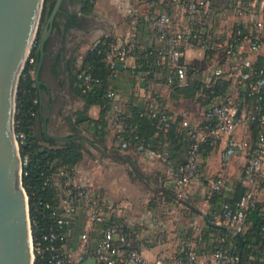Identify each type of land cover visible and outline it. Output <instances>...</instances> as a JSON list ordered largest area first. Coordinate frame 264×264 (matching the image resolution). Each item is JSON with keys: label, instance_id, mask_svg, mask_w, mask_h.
<instances>
[{"label": "built area", "instance_id": "1", "mask_svg": "<svg viewBox=\"0 0 264 264\" xmlns=\"http://www.w3.org/2000/svg\"><path fill=\"white\" fill-rule=\"evenodd\" d=\"M89 1L91 4L95 2ZM216 7L220 8L217 10ZM181 8L179 20L166 12L155 14L150 19L155 37L162 43L160 48L138 49L136 22L133 20L129 38L112 40L100 53L114 70L116 64L125 65L130 57L135 60L134 68L140 67L139 62L154 54V65L164 67L166 82L170 85L177 79L182 86L189 82L190 75L200 76V69L188 65L184 60L185 52L196 47L212 57L206 74L208 84L217 79L235 81L238 91L235 100L219 98L203 109L200 122L191 124L186 118L182 120V127L188 128L190 143L185 153V162L178 168L175 181L180 189L187 186L200 171V145L207 138L211 139L210 145H214L217 138L226 136L222 160L227 162L240 155L246 157L242 177L245 191L233 204L222 203L213 221L237 235L245 228L247 210L255 207L259 186L264 180V130L255 141L236 135L238 122L251 123L258 120L264 125L260 104L264 97V74L253 66L256 57L264 55V0H183ZM221 16L231 18L226 33L219 28ZM99 42L90 44L88 50L94 51ZM28 61L33 63L34 59L29 56ZM188 70H192V74ZM149 73L145 72L146 75ZM78 78L83 91L90 90L95 83L93 77L85 71L79 73ZM246 94H254L257 102L247 114L243 106ZM106 97L111 101L108 124L121 131L122 109L117 105L112 85L108 86ZM151 115H158L164 132L175 118L173 113L157 107H153ZM204 123L208 125L204 126ZM16 137L19 140L22 135ZM120 147L127 149L128 143L121 140ZM137 149L143 151V146L138 145ZM26 162V159L21 161L22 168ZM51 176L46 184L52 186L54 179H58L59 189L54 203L46 204L52 221L36 243L33 241L31 227L33 264H83L89 258H94L96 264H160L159 260L150 262L145 259L134 235L123 224L109 218L108 211L120 208L121 203L109 205L105 198L95 192L88 179L77 178L74 167L60 166ZM225 186L223 178L216 177L207 190L206 198H211ZM80 212L84 213L86 222L80 234L78 253L72 254L66 250V243L72 232L73 220ZM97 227L101 228V236L91 252L87 249V242ZM183 253L184 264H239V257L222 245L213 246L210 251L202 254L188 247L183 249Z\"/></svg>", "mask_w": 264, "mask_h": 264}, {"label": "crops", "instance_id": "2", "mask_svg": "<svg viewBox=\"0 0 264 264\" xmlns=\"http://www.w3.org/2000/svg\"><path fill=\"white\" fill-rule=\"evenodd\" d=\"M182 1L95 0L89 10H84L81 3L68 2V6L72 4L70 6L73 8L70 9L69 6L68 10L75 16V21L69 24L68 14H61L55 19L57 28L52 30L51 39H48L45 46V57L39 75L41 83L40 89H38L39 112L33 132L44 145L48 144L44 141L50 139L58 142L66 141L54 137L86 141L88 144L85 145L84 142V147L87 150L82 160L87 157L88 161H107L103 159L104 155V157H109L108 159L114 161H123L115 156L125 157L134 163L135 168L132 169L141 178L142 174L137 170V164L144 166V168L150 171L158 170L160 173H150L149 176L155 181L160 182L164 180V185L170 191L180 194L192 205L195 206V201L201 203L203 208L199 209L197 206L195 207L201 210L205 216L207 214L212 215L213 219L220 204L225 200L233 198L232 193L236 184H243V171L247 162L246 157L243 155L235 156L227 162L222 160L221 153L226 144V136L216 139L213 149L206 157L201 158L200 156L199 174L187 186L180 189L177 187L175 176L180 166L179 161L185 157L187 148L177 151L173 150L172 147L165 146L161 154L152 150L122 149L120 147V131L111 128L109 124L107 129H105V136L103 139H99L93 134V124L90 125L87 122H83V124L77 125L75 123L77 114L83 110L85 105V101L73 89V73L70 61L75 51H77L75 56L77 65L79 66L90 44L101 41L106 37H112L117 40L129 38L133 20L136 22L135 37L138 49L160 48L162 43L155 37L150 19L155 14L166 12L175 20H179L182 13ZM74 3H77V8H74ZM216 4L219 5V3ZM112 7L119 14L118 17H113L109 14V9ZM219 8L216 7L217 10ZM229 20L231 18H226L225 16L219 19L221 32H228L229 25L227 23H229ZM82 41L85 43H81ZM79 44L82 47L77 49L78 46L80 47ZM84 45L85 47H83ZM184 60L188 65L200 69V76L190 75L189 83L198 80L204 84H208L206 82V74L207 69H209L212 63V57L195 47L189 48L185 52ZM134 61V58L130 57L123 69H116L114 71V76L111 79V85L117 96L119 108L128 110L130 106L142 107L149 105L150 107L171 111L174 115H182L191 124L202 120L203 112L198 114L195 112L196 109L191 105V99L183 98L182 96L175 97L172 94L170 85L164 79V67H160L158 72H155L151 78L144 80L141 74L133 72ZM237 94L238 91L234 81L231 82L227 93L221 99L235 100L238 96ZM244 110L250 112L251 107H246ZM85 115L94 120L98 119L100 107L96 104L90 105L86 109ZM240 125L246 127L241 135L243 138L248 140H252L253 137L255 138L256 131L251 123L238 122L236 133ZM74 136H82L83 138H71ZM116 150L118 152H114ZM95 151L100 156H95V154H98ZM101 156L102 159L100 158ZM82 160L71 167H74L78 179H88L93 186L91 170L84 172L80 165ZM216 177H222L226 186L218 195L213 194L214 197L207 199V190ZM261 184L259 186L258 199L264 201V182ZM52 189L54 196H57L56 193L59 189L58 179H54ZM156 190L157 194L161 197H158V200L154 201V204L149 203L150 199L148 196L139 198L131 195L132 193L130 195L125 193L119 196V198H124V200L119 201H112L106 195H102V193L98 194L100 197L105 198L109 205L122 204L120 208L108 211L109 218L123 224L134 235L138 247L142 251L144 258L148 261L154 262L159 260L160 264H184L183 249L193 247L201 254L210 251L214 234L205 235V221L202 215H199L185 205L184 207H175L168 202V206H162L159 200L161 198V202H167L168 200L165 199L163 194H168L160 191L159 188H156ZM175 210L183 213L189 211L191 212L189 214L192 215L186 217L184 213L182 217H177L174 215ZM193 214L201 217L203 223L200 226L194 223L195 218ZM85 222L86 217L82 212L73 220L72 232L66 243V250L72 254L78 253L80 234L84 229ZM100 236V227L95 228L91 232L87 242V249L89 251H93ZM200 259H202L201 256Z\"/></svg>", "mask_w": 264, "mask_h": 264}, {"label": "trees", "instance_id": "3", "mask_svg": "<svg viewBox=\"0 0 264 264\" xmlns=\"http://www.w3.org/2000/svg\"><path fill=\"white\" fill-rule=\"evenodd\" d=\"M72 1L81 3L84 10H89L92 5L89 0ZM53 3L54 0H44L42 13L44 16L48 17ZM74 21V15L69 17V24ZM54 27L57 28V25L54 24ZM39 32L40 35L37 34L38 41L30 52V57L34 59V63L28 64L26 69L23 70L19 82L14 123L16 135H22V138L18 140L21 159H26L27 161L22 168V186L28 195L29 217L34 243L40 239L41 234L47 230L52 221L46 204H53L55 196L52 186L46 184L47 180L52 177L51 175L58 167H71L79 163L87 150L84 147V142L79 139H69L64 142L50 139L45 140L44 142L48 144L44 145L34 135L33 127L39 112V90L31 71L36 68L39 59L41 31ZM112 40H114L112 37L103 38L95 46L94 51L87 50L77 71L72 74L73 89L85 101L83 110L75 118V123L77 125L83 124V122H87L90 125L93 124V134L99 139H103L106 134L105 129L108 127V113L111 108V101L106 97V91L108 86L111 85V79L115 71L100 52ZM155 59L154 54L149 55L147 59L139 62L140 67L134 68L133 72L141 74L144 80L151 78L162 67L154 65ZM253 66L256 70H262L264 74V55H258ZM82 71L90 74L95 80V83L88 91H83L81 80L78 78V74ZM146 71H150V73L146 75ZM188 72L192 74L193 71L188 70ZM174 81L173 84H170V87L175 97L182 96L195 101L200 106L205 105V107L218 101L219 98H223L231 85V80L229 79H217L210 84H204L197 80L192 83L187 82L182 86L179 85L177 79ZM244 93H247V91ZM245 97L246 99L243 101L244 108L251 107V110H253V106L257 103L255 100L256 96L254 94H246ZM93 104L100 107V116L95 120L85 115L86 109ZM260 104L262 107L261 114H264V97ZM152 112L153 107L149 105L142 107L130 106L128 110H122L123 127L119 136L122 141L128 143L127 149H137L138 145H142L143 151L152 150L161 154L165 146L172 147L173 150L177 151L188 148L190 143V138L187 135L188 128L181 125L185 117L175 115L174 121L170 123L167 131L164 132L159 123L158 115L153 117L151 115ZM167 112L172 113L171 111ZM244 112L247 114L245 110ZM203 125L206 126L208 123ZM251 125L256 131V136L251 141H255L259 133L263 131L264 125L262 126L258 120L251 122ZM210 141L211 139L207 138L200 145L201 158L206 157L213 149L214 145H210ZM114 152H118V150ZM184 162L185 157L179 161L180 166ZM244 191L245 186L242 183H237L233 189V198L225 200L223 203L233 204L242 196ZM220 192L222 191L215 192L214 195H218ZM163 196L169 202H172V197L164 194ZM206 217L208 222H204L205 235L214 234L210 249L213 246L222 245L239 257V264H264V201L258 199L255 207L247 210L244 221L246 228L239 235L234 234L231 229L216 224L212 219V215L207 214Z\"/></svg>", "mask_w": 264, "mask_h": 264}, {"label": "water", "instance_id": "4", "mask_svg": "<svg viewBox=\"0 0 264 264\" xmlns=\"http://www.w3.org/2000/svg\"><path fill=\"white\" fill-rule=\"evenodd\" d=\"M62 2L54 0L41 32L39 59L34 73L38 89L46 42ZM43 4V0H0V264H33L29 202L22 186V159L14 123L17 90L38 34ZM114 67L123 69L124 65L116 64ZM115 157L135 168L134 163L127 158ZM159 190L202 215L204 221L208 222L203 212L185 199L170 190ZM83 264H96V260L89 258Z\"/></svg>", "mask_w": 264, "mask_h": 264}, {"label": "rangeland", "instance_id": "5", "mask_svg": "<svg viewBox=\"0 0 264 264\" xmlns=\"http://www.w3.org/2000/svg\"><path fill=\"white\" fill-rule=\"evenodd\" d=\"M75 7L76 8L78 7L77 3H74V8ZM71 8H73V7H70V9ZM43 10H44V8L42 9V13H43ZM109 14L113 17L119 16L117 11L113 7L109 9ZM46 19H47V16L46 15L44 16L42 14L41 21H40V24L38 27V34L39 35H40L39 31H41L43 29V26L46 22ZM37 41H38V36H36L35 42L33 43L32 48H34ZM81 43L84 44L85 42L82 41ZM81 47L82 46L80 45V47L78 46L77 49H79ZM83 47H85V45ZM76 52L77 51H75V53L71 57V61H70V67L73 69L72 73H75L77 71V68L79 67L77 65V62H76V56H75ZM78 52H80V51L78 50ZM33 63H34V61H33ZM33 63H30L27 60V63L24 66L23 70L26 69L28 64H33ZM34 70L31 71L32 75H34V73H35ZM191 102H192L191 105L194 106V108L196 109L195 112H197V114L203 112L205 105L200 106L198 103H195L193 101H191ZM245 128L246 127L244 125H240L238 127V132L236 133V135L238 137L243 138L241 135H242V132L245 130ZM16 141H17L18 147H19V142L17 140V137H16ZM84 142H85V145L88 144L86 141H84ZM95 152L98 153L97 151H95ZM95 156H100V155L98 153V154H95ZM100 158L102 159V156ZM108 158L106 156L104 157V155H103V159H105L107 161H88L87 157H86L82 160L80 165L82 166L84 172L91 170V173H92L91 179H92L93 188L95 189V191L99 194L102 193V195H106L112 201L113 200L114 201L124 200V198H119V196L124 195L125 193L127 195H130L132 193L131 195H135L139 198L148 196L150 199L149 203L154 204V201L158 200V197H161L157 194L156 188H162V187L167 188L164 185L165 184L163 182L164 180L160 181V182L155 181L149 176L150 173H156V172L158 173L159 172L158 170L157 171L156 170L150 171V170L144 168V166H139L137 164V170L142 174V178H141L135 173L134 169H132V167L127 162L118 161V160L114 161V160H111ZM168 190H170V189H168ZM104 191H105V193H104ZM177 195L179 197H181L182 199H184V197H182L180 194H177ZM159 202L162 206H168V204H169L168 203L169 201L161 202V198H160ZM170 203L175 207H184V205L182 203L178 202L174 198H172V202H170ZM195 206H197L199 209L203 208L202 207L203 205H201V203H199L197 201H195ZM184 213L179 211V210L174 211V215L177 217H182L183 214L186 217H189L192 215V214H189V213H191L189 211L188 212L185 211ZM193 215L195 218L194 223L196 225L200 226L201 223H203L201 220V217H199L196 214H193Z\"/></svg>", "mask_w": 264, "mask_h": 264}, {"label": "flooded vegetation", "instance_id": "6", "mask_svg": "<svg viewBox=\"0 0 264 264\" xmlns=\"http://www.w3.org/2000/svg\"><path fill=\"white\" fill-rule=\"evenodd\" d=\"M71 1H72V0H63L62 4H61V6H60V10H59V12L57 13L56 17L59 16V15H61V14H68L69 17L72 16L73 13L69 12V10H68V2H71ZM72 2H73V1H72ZM70 5H72V4H69V6H70ZM70 7H71V6H70ZM56 17H55V19H56ZM55 19H54V21H53V23H52V26H51V32H50V35H49L48 39H51L52 30L55 29V27H54ZM41 32H42V30H41ZM47 42H48V40H47ZM47 42H46V45H47Z\"/></svg>", "mask_w": 264, "mask_h": 264}, {"label": "bare ground", "instance_id": "7", "mask_svg": "<svg viewBox=\"0 0 264 264\" xmlns=\"http://www.w3.org/2000/svg\"><path fill=\"white\" fill-rule=\"evenodd\" d=\"M40 9V8H39ZM38 13H39V10H38ZM33 38V37H32Z\"/></svg>", "mask_w": 264, "mask_h": 264}]
</instances>
